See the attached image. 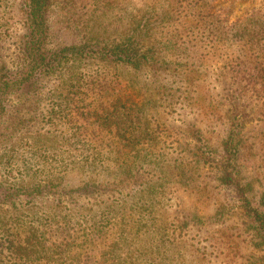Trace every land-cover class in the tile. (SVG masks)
<instances>
[{"label": "rangeland", "instance_id": "rangeland-1", "mask_svg": "<svg viewBox=\"0 0 264 264\" xmlns=\"http://www.w3.org/2000/svg\"><path fill=\"white\" fill-rule=\"evenodd\" d=\"M50 2L46 48L67 53L0 109V264H264L240 203L264 210V84L245 77L264 0ZM30 9L0 0V74L24 66ZM87 220L84 255L46 258L52 228Z\"/></svg>", "mask_w": 264, "mask_h": 264}, {"label": "trees", "instance_id": "trees-1", "mask_svg": "<svg viewBox=\"0 0 264 264\" xmlns=\"http://www.w3.org/2000/svg\"><path fill=\"white\" fill-rule=\"evenodd\" d=\"M31 4V9L29 12V15L31 18L34 20V27L30 31V37H31V42L32 44H28L25 47V56L24 58V66L21 67L20 70L15 72V74H10L9 72H5L4 74H0V109L5 107V102L4 101V95L10 91V87L12 88L15 93L21 92L24 89H27L29 87H32L37 81L44 77L45 73H50L54 71L57 67V64H59L62 60V56L67 53V48H59V45L56 46L58 49H56L55 52L49 51L46 48V31L44 28H42V24H45L46 22V17H47V10L49 6L51 5L50 0H30ZM32 27V26H31ZM132 34H130L128 37L131 39L133 36H135V31H131ZM131 45V43L129 42ZM115 51H121L119 48ZM130 51H136L139 52L137 49L130 47ZM123 52V51H122ZM118 55V54H117ZM121 58V57H120ZM146 57L139 58L135 60L134 65L137 66L141 64ZM128 59V57H127ZM129 63V62H128ZM131 64V63H130ZM40 72V76H37V73ZM250 80V82H253L255 84H264V74H258V75H252L250 76H245ZM96 82L93 81V85ZM129 100L125 99H117L114 101L112 104L114 105H120V103H127ZM1 112V111H0ZM116 124H118L116 122ZM135 133H130V136H134ZM131 142L132 140L129 139ZM118 155H120V152H117ZM96 158L98 157L97 155H92L88 156L87 159L89 158ZM62 176L60 175L58 177V180L64 181V178L67 176L66 173H61ZM57 185V184H56ZM241 187V184L239 185ZM241 194L243 192V189L240 190ZM241 200V208L244 211V216L246 219L254 226L259 232H264V210L257 205L256 203H253L249 197V195L246 193L242 196ZM194 224L198 223L197 219H194ZM35 227V226H34ZM32 227L30 229H27L25 232V238L28 239L29 242H33L34 238L36 237L34 233L37 231L35 228ZM97 227L94 225H90L88 220L84 223H82L80 226L74 225L70 230V232L62 231L58 233V230H53L52 232L48 233L51 234V236H55L56 240L59 241L60 246H49V248H46V258L52 260L55 258V254L60 252V256L64 257V255L67 256H72L75 257L77 254L78 248H82L80 254L84 255V251L88 250L91 248V245L93 244L94 240L97 239ZM16 235H21L19 232L20 229L17 228L16 230ZM21 231H24L21 230ZM57 232V233H56ZM1 234V233H0ZM3 234V233H2ZM64 234V235H63ZM5 235H15L14 233L12 234H3ZM62 235V237H60ZM10 237V236H9ZM17 237V236H16ZM102 237V236H99ZM34 246L35 250L34 255H36V250H39V247L37 246V240H34L32 243ZM46 247V246H44ZM37 248V249H36ZM23 248L20 247L16 252H21ZM106 254V253H105ZM88 256L84 259L89 260L91 256L87 254ZM69 258V257H68Z\"/></svg>", "mask_w": 264, "mask_h": 264}]
</instances>
